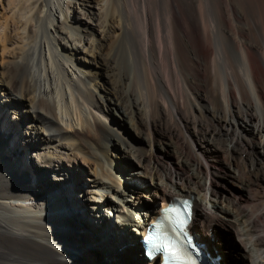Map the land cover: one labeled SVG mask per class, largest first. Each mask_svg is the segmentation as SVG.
Segmentation results:
<instances>
[{
    "label": "bare ground",
    "instance_id": "1",
    "mask_svg": "<svg viewBox=\"0 0 264 264\" xmlns=\"http://www.w3.org/2000/svg\"><path fill=\"white\" fill-rule=\"evenodd\" d=\"M163 151L175 157L164 176L148 170ZM113 157L136 161L162 207L193 198L192 230L220 264L228 228L247 264H264V0H0V264L92 259L81 242L95 244L96 220L75 211L73 245L55 216L56 187L83 174L113 250L131 259L110 264L137 262L139 239L118 227L143 238L159 209L150 217L147 191L125 200Z\"/></svg>",
    "mask_w": 264,
    "mask_h": 264
},
{
    "label": "rangeland",
    "instance_id": "2",
    "mask_svg": "<svg viewBox=\"0 0 264 264\" xmlns=\"http://www.w3.org/2000/svg\"><path fill=\"white\" fill-rule=\"evenodd\" d=\"M196 117L198 118V121H200V119H201V121L204 122L205 128L208 130V132L214 131V126L212 125L213 123H212V121H210L211 120L210 118L208 119V118L202 117V114H197ZM154 131H155V133L160 132V131H158V129L154 130ZM211 137H213L214 141L216 142V145H219V143H221V141L219 140V138L217 137L215 132H213ZM12 144H13V140H11V139L5 140V149H4L5 150V156L4 157H5V160H8V162H10L11 164L17 163L14 159H12L10 157V149L12 147ZM174 144H175V142H173L172 145L174 147H176V144L175 145ZM110 148H111V150H113L111 153L114 154L115 153L114 147H112V145H110ZM168 148L171 150L172 149L171 145L168 146ZM176 150H178V149L176 148ZM28 151H29V155L32 156L31 153H33L34 150L28 149ZM160 155L161 156H159V158L157 159L158 162L157 163L154 162L153 165H150L148 170L150 172L153 171V173H157L159 175L164 176L166 173V171H165L166 167L171 166L174 163L175 157L172 153H167L166 151L160 152ZM27 159L28 158L24 159L25 163H28V165L30 166L32 164V163H30L31 160H27ZM114 159H116V158H114ZM79 165L82 166V164H79ZM16 171H18V170H16ZM140 172H141V169L137 165L135 160L123 159V158L122 159H116V163H115L114 168H113V173L117 176V178L120 181H122L123 183L128 184L130 186L129 192L125 196V200H130L133 198V196L137 195L138 193L134 194V192H136L137 190L139 192H141V191L146 192L147 191L149 193V196L151 197V199L149 201L150 217H151V215H153L155 213V209L161 208L162 197H159V196L155 197L154 196V189L152 186L146 187L144 189L142 188L143 185L141 184V180H140V178H141L140 174H139ZM24 173L25 174H23V173H21V174L25 175V177H27L26 179L31 182V185L39 186V184H40L39 181H41V180L38 179L39 177L37 174L33 175L32 173H28V172L27 173L24 172ZM86 179H87V175L83 174L82 181L79 178H76L70 184H68L66 186L63 185L64 187H62V186L56 187L57 191H58L55 195V198H54L55 205H56V211L58 214L59 213L65 214V217H67L65 221L61 219L62 234H65V231L63 229L65 226L68 225L70 228L72 243H73V245H75V242L77 240L79 241V237H80L79 231L76 228V227H78V225H77L78 220H77L75 211H78L81 215L87 213L88 216L90 215L91 219L96 220L94 228L96 227L97 228L96 230L97 231L101 230V232H100V234H98L94 230L88 231L89 236H90L89 239L92 242H95V244H92L91 242L89 243L88 241L85 243L80 241L82 243L83 249H85V253L89 254L90 257L92 256V259H90L89 256L84 255V253H80L81 252L80 250H74L75 253L81 258V260L85 261V263H87V264H110V260L112 262L114 258H117L116 261L120 260L122 262H125L126 260H128L127 262H129L131 260L130 257L123 255V253H121L122 250L119 252L116 250H113V248H112V247H114L113 243L117 242L116 237L115 236L113 237L114 234L112 235L111 231L105 230L104 222H102V220H100V217L97 214V210L94 209V205H96V203L94 201L93 202L89 201L90 196H89L88 190H90V187L85 186V183L87 182ZM24 181H26V180H24ZM221 190L225 191V192L228 191V190L222 189V188H221ZM262 192H264L263 189H262ZM173 197H175V196H173ZM223 207L225 208V206H223ZM145 210H147V209H145ZM197 212H198V210H197ZM66 213H68V214L72 213V215H66ZM113 213L114 212H112L109 205H106L105 207H103V216L105 217L104 220L108 221L113 226L117 227L116 218L114 217V215L111 216V214H113ZM139 215L142 216L141 213H139ZM55 216H57V215H55ZM149 220H150V218H149ZM133 228L134 227H129V230L126 231V233H125V232H123L122 229H120L118 227V229L120 231L119 236H121L125 239H129V240L137 238L140 241V234H136L133 231ZM86 231H87V228H86ZM217 232L224 234L225 238H227L229 241H231L234 244V249L230 250L231 255L228 257L227 263L228 264H247L246 258L243 256L244 254H243L242 239H239L237 237V235L235 234V232H233L229 228L228 229H222L221 232L220 231H217ZM117 233H118V230H117ZM104 238H105L106 243L110 244V245L105 246V247H101L102 246L101 243L103 242L102 239H104ZM94 247H96V248H94ZM99 248H101V249H99ZM111 255H112V257H111ZM139 255H140V257H139ZM125 257H127L128 259H124ZM141 259H142V252L140 251L136 257L137 262L132 261V263H129V264H142Z\"/></svg>",
    "mask_w": 264,
    "mask_h": 264
},
{
    "label": "snow or ice",
    "instance_id": "3",
    "mask_svg": "<svg viewBox=\"0 0 264 264\" xmlns=\"http://www.w3.org/2000/svg\"><path fill=\"white\" fill-rule=\"evenodd\" d=\"M165 214L169 220L174 219L177 227L184 224L183 217L186 213L182 212L180 208L171 207L165 209ZM145 241L153 249L164 254L166 264H191L190 258H187L182 250L169 241L167 237L159 234H149L145 237Z\"/></svg>",
    "mask_w": 264,
    "mask_h": 264
},
{
    "label": "water",
    "instance_id": "4",
    "mask_svg": "<svg viewBox=\"0 0 264 264\" xmlns=\"http://www.w3.org/2000/svg\"><path fill=\"white\" fill-rule=\"evenodd\" d=\"M56 215H57V217H58L60 220L62 219V220L65 221L66 218H67V217H65V214H61V213L58 214V213H57ZM66 215H72V213H69V214L66 213ZM67 231L69 232L70 229H69V228L65 229V232H67ZM89 247H90V246H89ZM142 252H143V250H142Z\"/></svg>",
    "mask_w": 264,
    "mask_h": 264
}]
</instances>
